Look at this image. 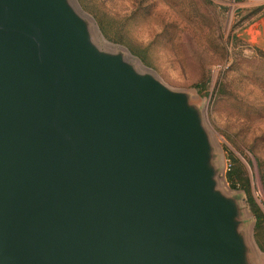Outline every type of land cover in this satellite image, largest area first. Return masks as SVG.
<instances>
[{"label": "water", "instance_id": "95a60500", "mask_svg": "<svg viewBox=\"0 0 264 264\" xmlns=\"http://www.w3.org/2000/svg\"><path fill=\"white\" fill-rule=\"evenodd\" d=\"M211 146L67 0H0V264H252Z\"/></svg>", "mask_w": 264, "mask_h": 264}, {"label": "rangeland", "instance_id": "374dc122", "mask_svg": "<svg viewBox=\"0 0 264 264\" xmlns=\"http://www.w3.org/2000/svg\"><path fill=\"white\" fill-rule=\"evenodd\" d=\"M67 1L95 50L120 54L137 73L187 94L199 109L220 182L241 206L256 251L252 264H264L258 243L264 246V222L256 230L247 195L226 178L232 168L247 178L264 219V49L244 32L255 16L240 12L233 0ZM204 75L198 91L192 85Z\"/></svg>", "mask_w": 264, "mask_h": 264}, {"label": "crops", "instance_id": "0c3cea01", "mask_svg": "<svg viewBox=\"0 0 264 264\" xmlns=\"http://www.w3.org/2000/svg\"><path fill=\"white\" fill-rule=\"evenodd\" d=\"M240 12H249L253 20L245 26V34L253 44L264 49V0H233ZM248 26V28H246Z\"/></svg>", "mask_w": 264, "mask_h": 264}, {"label": "trees", "instance_id": "16d2710c", "mask_svg": "<svg viewBox=\"0 0 264 264\" xmlns=\"http://www.w3.org/2000/svg\"><path fill=\"white\" fill-rule=\"evenodd\" d=\"M201 79L202 80H199V82H196L192 85V87L198 91L204 90L205 84L207 82L205 80V75ZM226 178H227V182L229 183V186L232 189H236L237 187H239L247 195L248 203H249L251 211H252V213L256 219V230H259L262 227L264 219H263V215L259 211L257 205L255 204V202H254V200L250 194L247 178H243L242 175L240 174V172L236 171V168H232L231 170H229ZM258 243H259V247L261 248V251L264 252V246L259 241H258Z\"/></svg>", "mask_w": 264, "mask_h": 264}]
</instances>
